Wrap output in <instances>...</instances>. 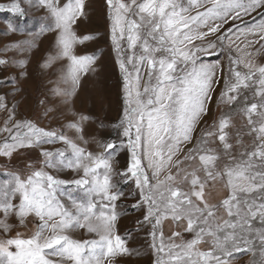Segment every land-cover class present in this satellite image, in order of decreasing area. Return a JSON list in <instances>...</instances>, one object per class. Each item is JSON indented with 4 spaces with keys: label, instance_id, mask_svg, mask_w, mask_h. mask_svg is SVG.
<instances>
[{
    "label": "snow or ice",
    "instance_id": "6c2138e0",
    "mask_svg": "<svg viewBox=\"0 0 264 264\" xmlns=\"http://www.w3.org/2000/svg\"><path fill=\"white\" fill-rule=\"evenodd\" d=\"M95 3L0 6V264H264V0Z\"/></svg>",
    "mask_w": 264,
    "mask_h": 264
},
{
    "label": "rangeland",
    "instance_id": "374dc122",
    "mask_svg": "<svg viewBox=\"0 0 264 264\" xmlns=\"http://www.w3.org/2000/svg\"><path fill=\"white\" fill-rule=\"evenodd\" d=\"M11 0H0V6L3 8H7ZM99 3L100 0H96V3L94 4V14H93V26H99L97 27V31L103 34V25L100 20V8H99ZM10 17V13L7 11H0V28L3 27V21L7 20ZM7 39H22V37L19 36H14V37H5V36H0V42L7 40ZM47 45V40H44L43 43L41 44V50ZM94 48H97V45L95 43H91L89 46V51H92ZM99 50L105 53L104 59H103V64L105 65V70L101 74V80H103L105 77L107 78V88L105 90L106 92V98L101 101V99L98 96V93L96 91V85L94 82L90 81L85 85V93H82L81 98L84 100V107L85 109L92 107L93 104L95 105L93 108V111L96 112L97 114H100V108L101 105H103L105 111L107 112V115L109 119H115L117 114H118V99H117V93H118V88H117V76L118 73H114L113 71V64L111 60L108 59V49L106 48L105 44L103 41L98 46ZM209 59H214V58H209ZM223 59V58H221ZM264 59V58H262ZM226 63V61H225ZM88 97H91V99H88ZM122 163H123V158H122ZM123 190L125 193L128 192V187L126 185H122ZM131 201H121V203H130ZM134 217H128L125 216L122 218L121 221V229L125 226L129 225L130 219ZM142 243V241H140ZM255 259L257 264H259L260 257L257 255L255 258L252 257L250 254L243 256L240 260L236 262V264H249L251 260ZM131 264H150V256H146L143 258H140L138 260H133Z\"/></svg>",
    "mask_w": 264,
    "mask_h": 264
}]
</instances>
